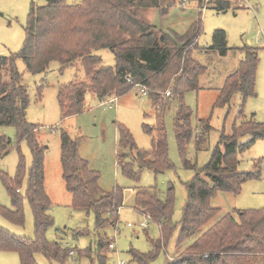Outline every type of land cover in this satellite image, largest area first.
I'll return each mask as SVG.
<instances>
[{
	"label": "trees",
	"instance_id": "obj_1",
	"mask_svg": "<svg viewBox=\"0 0 264 264\" xmlns=\"http://www.w3.org/2000/svg\"><path fill=\"white\" fill-rule=\"evenodd\" d=\"M41 1L43 5L32 3L30 6L21 49L8 57L0 56V128L15 129L14 147L18 152L15 175L9 177L0 171V182L12 205V209L0 206V216L15 226H23V203L27 201L34 222L32 239L16 236L0 227V252L16 253L20 264H37L35 256L38 254L56 264H65L72 252L78 258L92 257L91 250L86 256L85 250L77 251L46 239V232L54 226L53 218L47 213L52 204L44 188L47 148L37 139L38 126L25 119L29 97L16 67V61L21 60L31 75L45 73L52 62H57L61 69L74 63L81 65L87 82L74 81L57 92L62 119L84 112L88 95L105 103L128 94L136 86L146 89V96L156 109L155 126H143L151 137L150 149H137L130 132L117 125L118 164L121 173L134 182H139L143 171L158 175L173 170L168 157L164 113L171 101L177 103L173 120L177 151L183 168L193 170L194 176L184 184L186 202L182 218L176 224L172 222V184L164 193L155 188L136 189L133 209L158 227L160 237L149 239L151 249L148 253L129 250L132 262L152 264L160 252L166 251L173 233L178 230L173 257L168 256L166 264L264 263V208L221 216L220 209L209 204L216 193L239 195L244 184L257 181L262 175L259 161L254 162L251 172L238 170V156L256 141L264 140V123L245 120L242 110L246 100L255 95L257 50L251 47L234 49L242 53L243 58L225 78L213 108L228 107L233 96L239 94V123L233 125L228 136L220 135L209 162L198 170L187 159V148L194 133L191 110L183 99L186 93L199 90V78L206 72V68L191 57L193 50L200 49L197 38L202 31L201 15L183 34H177L163 30V24L171 20L174 13L183 12L187 1L79 0L76 5H67L65 0ZM196 4L199 9L208 7L218 13L240 7L237 0H197ZM100 50L113 54L112 67L102 65L101 58L95 55ZM201 50L225 57L231 49L226 45L225 32L215 30L211 46ZM168 91L171 94L166 98L164 94ZM208 122L199 121L196 151L201 149L210 128ZM243 138L249 140L241 143ZM80 140L66 132L60 134L62 180L71 195V208L93 215L98 235L94 253L97 261L105 264L112 243L108 238L101 239L99 231L118 222L123 191L118 188L107 193L100 190L98 173L79 155ZM23 141L31 153V166L22 193L26 166L19 146ZM11 147L12 141L0 133V159ZM125 151L131 154L129 162ZM102 251H106L105 254Z\"/></svg>",
	"mask_w": 264,
	"mask_h": 264
},
{
	"label": "rangeland",
	"instance_id": "obj_2",
	"mask_svg": "<svg viewBox=\"0 0 264 264\" xmlns=\"http://www.w3.org/2000/svg\"><path fill=\"white\" fill-rule=\"evenodd\" d=\"M186 1V7L198 8L197 0ZM65 2L67 5H76L79 0H65ZM32 3L44 4L41 0H0L1 57H8L21 49L24 27ZM237 3L240 6L238 10H229L225 13H218L208 7L202 8V31L197 38V45L200 49L193 50L191 54L192 59L206 68V72L199 78V90L186 93L183 99L184 104L191 110L190 123L194 133L187 148V159L198 170L209 162L220 135L228 136L233 125L239 123L237 119L241 104L239 94L233 96L228 107L213 108L225 78L237 68V61L240 55H243L234 49L251 47L257 50L259 61L256 70L255 95L246 100L242 110L245 120L264 123V0H237ZM215 30L225 32L226 45L231 49L225 58H220L214 52L201 50V48L211 46L212 34ZM95 55L101 58L102 65L111 67L114 65V57L109 50L97 51ZM16 67L22 76L21 83L26 88L29 97L25 119L28 123L38 126L37 139L47 148L44 155V188L52 204L47 213L53 218L54 226L46 232V239L75 248L77 251L85 250L86 256L90 255L88 250L92 251L90 259L78 258L73 253V256L69 255L70 258L65 264H100L94 253L98 239L94 230V217L92 214L87 215L71 208V195L67 192L62 180L60 134L66 132L72 138L81 139L79 155L88 163L91 170L98 173L100 190L105 193L116 188L123 191V206L119 210L118 222L99 231L101 239L108 238L109 242L114 245V249L109 250L107 254L105 264H135L131 261L129 250L148 253L151 249L149 239L156 240L160 237L158 227L134 211L136 189L155 188L164 193L167 186L172 184L174 187L172 222L176 224L182 218L186 202L184 184L194 176L193 170L183 168L177 151L173 130L177 103L171 101L164 113L168 157L173 170L158 175L143 171L139 182H134L121 173L118 164L120 159L117 155L119 153L117 125L124 126L130 132L137 149L149 150L151 137L145 133L143 126H155L156 109L147 96L140 95L137 87L117 98L115 103H108L109 100L106 101L107 104L99 103L88 95L84 112L62 119L57 92L74 81L87 82L81 65L74 63L61 69L57 62H52L46 72L39 75L29 74L21 60L16 61ZM200 120H208L210 128L205 135L201 149L196 151L195 136ZM0 133L12 141V147L0 159V171L13 177L18 163V152L14 147L15 129L3 127L0 128ZM248 140L249 138H243L241 143H246ZM19 151L26 166V174L21 186L23 193L27 171L31 166V153L25 141L20 143ZM125 153L128 154L126 161L129 162L131 154L129 151ZM238 159L240 172L253 171L254 162L259 161L262 175L257 181L244 184L241 193L237 196L216 193L210 199L209 204L213 208L220 209L221 216L227 213L234 215V212L239 210L264 208V140L256 141L247 151L239 155ZM0 206L12 209L10 198L1 182ZM23 209V226H15L0 216V227L16 236L32 239L34 222L27 201H24ZM141 222H144L147 227H140ZM57 230L62 233H58ZM77 231L84 232L85 235H80ZM177 233L178 230L173 233L166 251L160 252L152 264H166L167 260L173 257ZM105 252L102 251L103 254ZM35 261L37 264H56L47 261L41 254L35 256ZM0 264H20L18 255L12 252H0Z\"/></svg>",
	"mask_w": 264,
	"mask_h": 264
},
{
	"label": "crops",
	"instance_id": "obj_3",
	"mask_svg": "<svg viewBox=\"0 0 264 264\" xmlns=\"http://www.w3.org/2000/svg\"><path fill=\"white\" fill-rule=\"evenodd\" d=\"M201 14H202V9H199L195 6L187 7L181 13L180 12L174 13V15H172V17H171V20H169L163 24V30H172V31L176 32L177 34H183L199 18V15H201ZM210 52H214V51H210ZM214 53L216 55H218L216 52H214ZM225 57H220V58H225ZM239 58L240 59H238V61H237L238 64L242 60L243 55H240ZM113 100H114L113 103H115L116 99H111L108 101V103H111ZM103 104H107V102H105Z\"/></svg>",
	"mask_w": 264,
	"mask_h": 264
},
{
	"label": "built area",
	"instance_id": "obj_4",
	"mask_svg": "<svg viewBox=\"0 0 264 264\" xmlns=\"http://www.w3.org/2000/svg\"><path fill=\"white\" fill-rule=\"evenodd\" d=\"M186 0H183V2H185ZM208 0H206V2H207ZM138 89V93L140 94V95H143V96H146L147 95V91H146V89L145 88H143V87H140V86H136ZM170 94H171V92L170 91H168V92H166L165 94H164V96L167 98V97H169L170 96ZM114 102V100L111 102V103H113ZM128 226H130V224H128ZM139 226L140 227H147V225L144 223V222H141L140 224H139ZM109 249L111 250V249H114V245L113 244H110L109 245ZM70 256H73V252L72 253H70ZM119 264H123V263H119ZM258 264H263V263H258Z\"/></svg>",
	"mask_w": 264,
	"mask_h": 264
}]
</instances>
